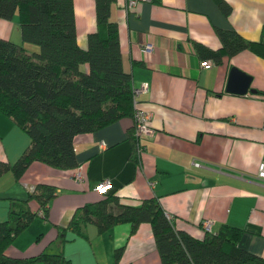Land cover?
Returning a JSON list of instances; mask_svg holds the SVG:
<instances>
[{
    "label": "crops",
    "instance_id": "1",
    "mask_svg": "<svg viewBox=\"0 0 264 264\" xmlns=\"http://www.w3.org/2000/svg\"><path fill=\"white\" fill-rule=\"evenodd\" d=\"M225 1L227 15L215 0H135L128 8L124 0L111 4L122 67L132 84H147L138 100L149 111L152 132L139 136L142 145L133 160L131 117L120 116L77 134L72 167L32 160L17 178L9 170L1 172L0 220L9 209L25 205L35 212L5 246L6 254L61 251L70 264H111L113 247L123 244L115 264H155L157 252L145 222L132 232L126 221L97 232L87 220L80 223L84 235L71 231L67 222L75 208L112 192L118 202L129 204L154 196L174 225L192 235L201 234L204 217L211 218V231L222 222L238 226L237 244L264 257V181L253 175L257 162L264 160V98L254 91L224 89L230 65L250 75V87L264 89V59L243 48L218 62L209 58V65L202 67L199 60L208 57L192 48L193 40L218 46L214 25L233 27L247 39H256L264 29V0ZM72 6L76 41L84 46L86 33L94 27L93 0H72ZM0 37L36 50L34 43L21 39L15 15L0 17ZM145 41L151 48L144 52ZM27 137L0 113V159L14 160ZM77 165L81 180L72 175ZM103 179L109 182L105 193L90 190ZM36 182L54 187L43 212L33 198L22 201ZM8 217L12 224L14 214Z\"/></svg>",
    "mask_w": 264,
    "mask_h": 264
},
{
    "label": "trees",
    "instance_id": "2",
    "mask_svg": "<svg viewBox=\"0 0 264 264\" xmlns=\"http://www.w3.org/2000/svg\"><path fill=\"white\" fill-rule=\"evenodd\" d=\"M116 1L93 0L94 27L86 33L85 45L80 46L75 37L72 0H0V17L15 15L21 39L38 46L27 51L21 43L0 37V113L9 116L29 138L14 160L0 159V173L9 170L17 178L32 160L72 167L76 164L73 140L77 134L131 114L130 75L121 64L116 21L109 16ZM215 2L227 15L229 4L225 0ZM213 30L217 47L192 41L193 50L200 56L218 62L222 55L246 48L264 59V29L256 39L243 37L233 27L214 25ZM254 93L264 98V89L255 88ZM128 137L133 148L131 126ZM130 156L135 160L133 150ZM53 190L51 184L36 182L22 201L33 198L43 212ZM109 193L75 208L67 222L73 233L84 235L80 223L87 220L95 223L97 232L122 221L129 223L128 231L132 232L145 222L157 252L155 264H264L263 256L237 244L241 233L238 226L222 222L214 231L200 228V235H192L174 225L154 196L129 204L118 202L116 195ZM12 214L14 221L9 224ZM34 214L25 205L9 209L7 217L0 220V264H70L61 251L39 250L26 255L4 252ZM122 247H113L111 264L116 263Z\"/></svg>",
    "mask_w": 264,
    "mask_h": 264
},
{
    "label": "built area",
    "instance_id": "3",
    "mask_svg": "<svg viewBox=\"0 0 264 264\" xmlns=\"http://www.w3.org/2000/svg\"><path fill=\"white\" fill-rule=\"evenodd\" d=\"M135 0H124V6L125 8H128L131 6ZM151 48V43L148 41H145L141 44V50L142 51H148ZM211 60L209 58L206 59H201L199 60V65L200 66H208ZM147 89V84L144 81H140L137 84H132L130 82V104H131V134L133 138V152L134 154L137 155L138 151L141 149L140 141H139V136L141 135H148L152 132L151 127L147 124V120L149 117V111L145 108H143L141 105H139V100H138V95L145 91ZM193 164H199L198 161H191ZM72 175L74 179L76 180H81V172H80V166L77 165L73 171ZM253 175L255 178L263 180L264 181V160H260L257 162L255 171L253 172ZM109 186L108 180H99L94 182L90 186L91 191L95 192H100V193H105ZM29 188L32 190L33 186L29 185ZM41 211H39L40 213ZM165 213V212H164ZM42 214V213H41ZM165 215L169 218L172 219L171 214L165 213ZM210 222L211 218L204 217L201 218L199 223H200V228L202 230H209L210 229Z\"/></svg>",
    "mask_w": 264,
    "mask_h": 264
},
{
    "label": "water",
    "instance_id": "4",
    "mask_svg": "<svg viewBox=\"0 0 264 264\" xmlns=\"http://www.w3.org/2000/svg\"><path fill=\"white\" fill-rule=\"evenodd\" d=\"M250 75L236 66L230 65L224 89L231 92H253L255 88L249 86Z\"/></svg>",
    "mask_w": 264,
    "mask_h": 264
},
{
    "label": "rangeland",
    "instance_id": "5",
    "mask_svg": "<svg viewBox=\"0 0 264 264\" xmlns=\"http://www.w3.org/2000/svg\"><path fill=\"white\" fill-rule=\"evenodd\" d=\"M35 46H36V49H37V47H38V46H37L36 44H35ZM81 66H82L81 68H84V67H85V65H84V64H82ZM24 133L26 134V132H25V131H24ZM27 140H28V137H27ZM74 247H77V245L75 244V245H74ZM92 258H93V257H92Z\"/></svg>",
    "mask_w": 264,
    "mask_h": 264
}]
</instances>
